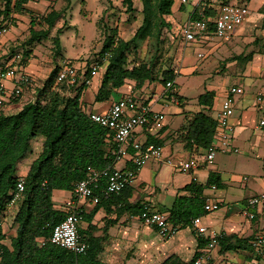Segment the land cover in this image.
I'll list each match as a JSON object with an SVG mask.
<instances>
[{"label": "trees", "instance_id": "1", "mask_svg": "<svg viewBox=\"0 0 264 264\" xmlns=\"http://www.w3.org/2000/svg\"><path fill=\"white\" fill-rule=\"evenodd\" d=\"M0 1L5 3L4 7L0 9V17H3L0 20L1 26L3 22L11 20V12H23L26 9L25 4L30 0ZM70 1L68 0L67 5L71 3ZM133 1L123 0L128 11L134 9ZM230 1L232 0H207L205 13L213 15L215 7L219 3ZM142 2L143 21L132 38L129 40L120 38L117 28L108 32L105 37L99 52L102 58L95 61L101 66L106 64L99 79L95 101L109 100L112 92L129 80L141 87L146 82H153L156 79L151 65L147 63L136 64L131 68L127 67L128 54L137 48V41L146 39L156 26L159 27L158 34L164 28L162 35L165 30L171 32L173 44H176L179 39L177 35L173 34V26L168 19L173 13L176 0H142ZM65 8L59 10L52 8L39 18V21L47 25V28L42 27L35 30L33 24H35L36 18H31V35L27 45L47 37L51 27L62 16ZM179 9H186V5L182 4ZM197 16V12L192 15L193 18ZM54 42L59 49L61 38L56 36ZM31 49L24 51L19 65L26 67L32 52ZM16 54L19 53L9 54V56ZM105 56L106 63L103 60ZM246 57L249 58L251 55ZM72 62L77 63V61ZM61 68L62 64L59 63L52 69L42 88L39 89L38 96L23 105L20 110L15 113L9 112V110L0 112V218L4 217L7 204L11 199V192L19 177L18 163L31 152L32 139L38 135L44 137L42 151L24 174L26 176L24 197L19 203L11 223H14L16 235L11 238L10 246L4 245L0 264H103L99 259V253L102 250L101 239L86 238L81 227L79 231L89 243L86 254L76 255L50 242L42 243V239L49 237L54 227L64 220L68 213L65 207L55 206L54 191L58 189L72 192L76 183L87 175L89 167L104 168L113 162L112 155L106 147L109 130L90 119V112L86 110L82 100L83 94L91 87L95 78L92 83L87 84L80 76L84 73L87 78L90 77L92 63L89 64L86 61L79 64L78 76H80L74 85L57 81ZM176 76L175 67H173L163 72L160 83L164 86L168 81H175ZM33 82L25 89H29ZM65 88L69 91L67 98L60 95V91ZM21 97L15 101L20 100ZM214 97L215 91L206 90L199 95L198 102L201 105L212 107ZM216 129V119L204 111H199L195 113L189 125L184 128V136L197 146L207 148L213 140ZM211 183L219 185L217 176L213 173L210 174L206 184L193 180L182 188L181 191H187L188 194L177 195L173 205L167 209L170 222L181 224L180 229L187 228L191 227L193 218L204 215L203 191ZM130 188L131 186L126 187L119 195L103 196L101 201L95 205L103 204L105 201H114L117 204L122 203L124 211L139 215L145 206L138 203L132 205L124 201L130 195L127 193ZM82 216L84 221L86 217L84 211ZM6 237L4 228L0 226V239L3 240ZM231 238L226 234L220 238L222 251L246 249L249 247V242L251 248V239L236 238L232 242ZM206 243L207 240L198 236L197 250L187 263L180 262L173 255L167 257L161 264H192ZM238 244L239 246H237Z\"/></svg>", "mask_w": 264, "mask_h": 264}, {"label": "crops", "instance_id": "2", "mask_svg": "<svg viewBox=\"0 0 264 264\" xmlns=\"http://www.w3.org/2000/svg\"><path fill=\"white\" fill-rule=\"evenodd\" d=\"M245 1L250 5L251 0ZM33 5L34 1L30 0L25 4V7L29 11L34 7ZM26 9H24L25 13L24 11L20 12L21 15L19 11H15L16 20L19 15L25 19L26 17H30V13ZM252 10L249 19L252 17ZM172 14H175L174 7ZM190 14L191 11L184 18L185 21ZM245 28L246 26L244 24L230 39H234L242 34ZM213 39L201 43V47L197 48V52H192L191 54L184 55L185 46L182 45L183 51L179 54L181 64L175 66L177 76L182 74L181 69L184 67L189 68L192 74L199 72L196 65L206 58L209 52V50L205 52L203 48L206 44L213 46ZM221 46L218 44L217 46L211 47L213 50L209 53L213 54ZM200 51L205 53L204 58L197 56V53ZM8 54H0L2 57L0 61L6 58ZM28 67L29 65H26V68ZM249 72L250 67L240 73L252 79V81L260 79L264 75L259 72L258 74L251 75ZM176 78L174 81L175 92L173 93L174 96H172L175 97L174 101L170 100L172 98L171 94L168 93L164 96V86L161 83L146 82L141 87H138L132 80H129L123 86L112 92V95L115 93L118 95L117 99H111L110 97L109 100L103 102L95 101V93L99 87V82L96 83V86L93 87L92 84L88 88V90L93 89L91 96H88V98L82 97L88 112H104L114 101L133 95L138 102L150 103L154 111L165 115V120L160 128L147 126L145 128H139L133 134L134 139L138 141L162 145L164 154L163 159H152L146 163L140 176L127 191L130 195L124 201L132 205L136 203L142 204L150 210L162 211L169 214L167 209L173 205L177 195L188 194L187 191H181L182 188L190 184L193 180L206 184L210 174L213 173L217 176L219 185L211 183L205 187L203 191L204 204L207 198H211L220 201L221 207L219 210L202 215L203 224L229 235L232 237V242L236 238L252 239L257 233L264 230V214H258L256 219L250 220L242 214L241 208L248 198L264 191V174L249 175L243 173V169H246V163L250 161L247 157L251 153H260L262 151L261 146L264 140V128H261L258 124L261 119H264V78L260 80L263 87L252 95L253 99H250L249 93L239 83L231 85V87L241 86L244 89V93L236 98L234 114L231 117V124L233 126L231 144L234 148H237V151H218L211 163L202 160V158L209 147L218 142L217 119L221 110L222 101L226 95L220 97L221 102L216 105L218 98L217 91L215 89H207L215 91L213 106L207 107L197 102L198 106L195 105L193 107L194 109H190L189 100L181 94L180 85ZM158 94H161L162 97L157 98L156 96ZM258 94H262L263 99L261 102L257 101ZM253 101L260 107L259 111L262 113L259 122L257 121L258 112L254 111L251 106ZM157 105L161 107H157ZM11 106L9 105L8 109ZM171 108L173 109L170 112L174 116L169 118L168 111L166 110H170ZM214 108L215 113L212 114ZM199 111L206 112L217 121L215 135L210 146L207 148L197 146L192 140L184 136V128L189 125L195 113ZM181 114L184 115V119L173 127L174 120ZM247 128H252L253 130V133L249 137L246 134ZM246 146L249 148H246ZM106 147L109 150L110 146L107 142ZM130 151L132 153L133 149H130ZM191 157L200 159V167L185 172L180 168L179 163ZM261 157L263 162L264 152H262ZM130 164L129 159H121L114 163V167L125 168L130 166ZM213 184L217 186L215 191L211 190V185ZM257 186L259 187L257 188ZM71 197V191L55 190L53 194L55 206L65 207V203ZM56 202L59 204H56ZM76 204L81 207L86 216L80 224L83 235L86 238L96 237L101 239L102 250L99 253V259L103 264H160L161 260L171 254H176L187 259V256H194L197 250L198 235L196 232L194 234L190 227L180 229L174 236L163 241L157 230L144 224L138 215H133L130 211H124L122 209V203L117 204L114 201H105L103 204L96 206L89 201L78 200ZM13 218L14 214L8 215L4 222L3 228L7 237L2 240L3 245L10 246L11 238L16 235V228H13L12 231L8 229V226L13 222ZM182 230L185 232L181 233ZM248 244L249 247L246 249L238 248L236 250L222 251L219 243L212 250L211 259L214 260V264H254L250 242Z\"/></svg>", "mask_w": 264, "mask_h": 264}, {"label": "built area", "instance_id": "3", "mask_svg": "<svg viewBox=\"0 0 264 264\" xmlns=\"http://www.w3.org/2000/svg\"><path fill=\"white\" fill-rule=\"evenodd\" d=\"M177 1L179 2V7L188 3L193 5L190 16L180 29L181 41L185 47L193 43L208 42L214 37L228 40L237 33L238 29L248 21L251 15V7L245 0L221 2L215 7L213 15L205 13L207 0ZM4 5V1L0 3V9ZM194 12H197L198 16L196 18L192 17ZM14 13H10L11 20L1 24L0 37L6 35L10 30V26L12 27L17 22ZM2 19L3 17L1 16L0 20ZM106 56L103 58L105 63L107 60ZM197 56L204 58L205 53L200 51ZM20 60L21 54H16L0 61V112L7 110L9 105L23 95L25 87L33 82V76L25 71L26 67L19 65ZM78 69L79 65L72 62V60L64 61L57 81L74 85L79 80ZM100 69L101 65L94 62L90 77L87 78L84 73L80 77L87 84H90L95 76L99 74ZM174 92V81L166 82L164 85V96L169 93L172 97ZM243 93L244 89L241 86H233L223 99L217 119L218 142L209 147L202 160L211 163L218 151H237V148H234L231 144L233 135L231 117L234 114L236 98ZM156 97L160 98L162 95L158 94ZM174 99L175 97H172L170 100L174 101ZM262 99V94H258L257 101L261 102ZM90 119L109 130L106 142L110 146L109 151L113 162L104 168L89 167L87 175L76 183L71 192L72 197L65 203V208L68 211L67 216L54 227L52 234L47 238H43L42 241L43 244L50 242L76 255L86 254L89 248V243L79 231L80 224L83 221V210L76 204V201L86 200L92 204H97L103 196L121 194L126 187L134 184L149 160H161L164 154L162 145L141 142L133 137L137 128H145L147 126L160 128L162 126L165 115L154 111L150 103H140L133 95H130L114 101L104 112H90ZM258 125L264 128V119H261ZM130 149H133L132 153ZM121 159H129L131 162L130 166L115 168L114 163ZM200 164V159L194 157L179 163L180 168L185 172L199 168ZM262 169L264 172V164ZM25 188L26 176L21 174L14 190L11 192V199L7 204L4 217L0 218L1 227H4V222L8 215L17 212L19 203L24 197ZM216 189L217 186L215 184L211 185V190L215 191ZM220 207V201L207 198L203 210L205 213H209L219 210ZM241 211L250 220L256 219L258 214H264V191L248 198L243 204ZM138 217L143 223L157 230L163 239L174 236L181 228V224L170 222L168 213L150 210L147 207ZM190 228L198 236L207 240L199 256L192 264H205L212 258V250L220 243V238L224 233L204 225L202 216L193 218ZM3 253L4 245L0 239V260ZM251 253L254 257V264H264V230L251 239Z\"/></svg>", "mask_w": 264, "mask_h": 264}, {"label": "rangeland", "instance_id": "4", "mask_svg": "<svg viewBox=\"0 0 264 264\" xmlns=\"http://www.w3.org/2000/svg\"><path fill=\"white\" fill-rule=\"evenodd\" d=\"M33 1L34 7L30 10L32 11L30 17H26L25 19L20 16L21 14L19 12L20 15L17 18L18 22L12 27L10 26V30L6 35L0 37V54H21V52L23 54L26 49L32 48L27 63L29 67L25 68V71H29L28 73L33 76L34 82L29 89H25L23 97H21L20 100L14 101L10 109L7 108V110L12 113L17 112L23 105L38 96L39 89L42 88L50 72L57 64H62L66 60L77 61V65L85 63L86 61L89 64H93L97 59L101 60L102 58L99 52L108 32H112L114 28H117L118 36L125 40H129L134 36L136 30L143 21L142 0L133 1L134 9L132 11L127 10V5L123 0H71L69 5H67L68 0ZM250 5L254 11L251 9L253 12L252 17L245 22L246 28L242 34L224 42L222 38L214 37L213 46H217L218 44L220 46L222 44L224 45L213 54L209 53L213 50L211 48L213 46L211 44H206L203 49L205 52L208 50L209 52L207 57L196 65L199 72L192 74L187 67L181 69L182 74L178 75L176 80L180 85L181 94L189 100L190 109H194L193 107L195 105L198 106V96L207 89H215V91H217V105L221 102L220 97L227 95L229 88L235 83H239L244 87L245 91L249 93L250 99H253L252 95L263 87L260 80L264 78V75L260 79L252 81V79L240 73L244 71V69L250 67L249 74L254 75L258 74V72L264 74V0H251ZM52 8L57 10L65 8V11L62 16L55 21L47 37L35 41L28 46L27 41L31 35V18H36L35 24H33L35 30H39L42 27L47 28V25L41 23L39 18L48 13ZM178 8L179 2L176 0L174 6L175 14H172L168 18L173 26V34L179 37L176 44H173L171 41V32L165 30L162 35L164 28L161 29L162 32L158 34L159 27L156 26L146 39L138 40L137 48L128 54L127 67L131 68L141 63L151 65L153 75L156 78L153 82L156 83L161 82L160 78L163 72L181 64L179 54L183 51V43L181 41L180 29L185 21L184 18L193 10V5L192 3L186 4V9L184 10H179ZM60 29L61 31L59 32ZM56 36L61 38L59 49H57L54 42ZM200 45V43H193L185 47L183 54L196 53L197 48L201 47ZM250 55L251 57H246ZM237 56H241V59L236 58ZM0 58L2 57L0 56ZM252 60L254 61L250 62ZM105 66L106 64L101 66L99 74L97 77L95 76L97 80L95 79L93 87L99 82ZM51 94L53 93L51 92ZM92 94L93 89H90L86 91L83 97L88 98V96ZM60 95L67 98L69 96V91L65 88L60 91ZM117 98L118 95L116 93L111 96V99ZM251 106L254 111L258 112L257 121L259 122L262 116V113L259 111L260 107L255 101L252 102ZM157 107L161 106L157 105ZM172 109L173 108L166 110L168 111L169 118L174 116V114L170 112ZM214 113L215 108L212 114ZM183 119L184 115H179L176 120H174L173 127L179 124ZM138 129L139 128H137L135 132H137ZM252 133V128H247V136L249 137ZM43 142L44 137L41 135L32 139L31 152L18 163L19 176L26 173L32 161L42 151ZM246 148L249 147L246 146ZM261 149V154L251 153L247 157L250 161L246 163V169H243V173L249 175L264 174L261 157L262 152H264V140ZM258 187L259 186H257V188ZM56 204L59 203L56 202ZM13 225L14 223L9 225L8 229L12 231L14 228ZM183 232L185 231L182 230L181 233ZM192 232L196 234L193 230ZM173 255L176 256L180 262L186 263L193 257L187 256L188 258L185 259L176 254H171L167 257ZM165 259L161 260L160 264ZM213 261L214 260L210 259L207 264H214Z\"/></svg>", "mask_w": 264, "mask_h": 264}]
</instances>
